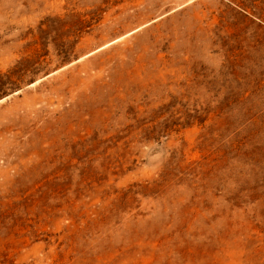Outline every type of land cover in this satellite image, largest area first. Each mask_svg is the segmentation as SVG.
<instances>
[{"label":"rangeland","instance_id":"obj_1","mask_svg":"<svg viewBox=\"0 0 264 264\" xmlns=\"http://www.w3.org/2000/svg\"><path fill=\"white\" fill-rule=\"evenodd\" d=\"M0 264H264V0H0Z\"/></svg>","mask_w":264,"mask_h":264}]
</instances>
